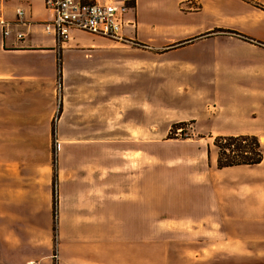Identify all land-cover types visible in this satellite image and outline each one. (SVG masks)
<instances>
[{"label":"rangeland","instance_id":"1","mask_svg":"<svg viewBox=\"0 0 264 264\" xmlns=\"http://www.w3.org/2000/svg\"><path fill=\"white\" fill-rule=\"evenodd\" d=\"M122 1L128 13L136 8V0ZM242 1L247 19L223 5L215 14H197L203 5L196 0L180 5L185 15H196L167 47H185V55L172 58L185 67L153 56L167 51L155 52L135 37L124 38L131 46L125 48L84 32L65 47L56 43L53 56L22 61L33 67L29 101L35 107L30 112L29 105V219L35 222L29 264H74L92 246L101 252L107 238L117 254L133 237L145 238L147 264H264V160L219 170L214 147L219 136L255 135L264 151V0ZM156 2L149 0L146 14L160 16L157 24L169 13L159 14ZM16 5L46 9L41 2ZM48 12L42 16L49 20ZM46 21L27 37L30 54L49 49L31 42L53 39L42 31ZM176 25L183 30L169 26ZM132 49L145 58V77L139 83L133 65L129 91H118L111 82L119 73L117 51ZM79 54L97 61V107L120 113L102 116L98 126H58L64 102L76 106L75 98L91 87L78 80ZM194 112L200 116L185 121Z\"/></svg>","mask_w":264,"mask_h":264},{"label":"crops","instance_id":"2","mask_svg":"<svg viewBox=\"0 0 264 264\" xmlns=\"http://www.w3.org/2000/svg\"><path fill=\"white\" fill-rule=\"evenodd\" d=\"M22 1H27L29 4L31 2H41L44 4L42 0H0V15L5 18L7 23L13 26L17 21L15 10L22 8L26 14V20L31 22L32 26L29 27V30L14 26V32L22 30L32 34L34 33L35 26H40V23L48 20L42 14L49 13V10L45 7L48 11L43 9L42 13L39 7H36L35 10H25L21 5L14 6L16 2ZM83 1L87 3L115 2L123 4L122 0H104L103 2L102 0ZM157 1L158 3L156 2L154 5L158 7L159 14L164 15L169 13V16L167 14L164 15L156 24L154 22L158 21L160 16L157 15L155 19H152L146 14V10L150 7L149 0H136V8L129 10L130 12H127L124 17L126 21L120 39L113 40V43L125 48L131 47L123 43V40L125 37L129 40L135 37L138 41L147 44L155 52L167 51L165 53L153 52V56L162 60L168 59L175 65L185 67V65H188L187 62H176L172 59L185 55V47H173L172 49L167 46L175 43L178 40V35H185V21L196 14L187 13L185 15V12L180 10V5L184 4L187 0ZM196 1L203 5L201 12L197 14H204L206 11L210 14L211 12L215 14L222 9L221 5H223L226 13H232L238 18H249V14L243 9V4H246V1ZM161 2L164 3L163 6L159 4ZM250 17L252 18L251 15ZM51 18L50 14L48 21ZM132 24L134 25L132 26ZM173 24H180L183 30H179L177 25L173 27L169 26ZM261 26H263L262 22ZM135 27L137 31H135ZM245 31L246 33L249 32L247 29ZM78 33L80 32L74 33L71 40L63 44L62 47L77 40L79 37ZM47 41L50 42L46 46ZM31 42L34 43L32 47H48L49 49L44 51L37 50L34 51L35 54H30L29 39L26 38L25 41L19 42L16 41L15 35L4 38L0 34V264H29V227L33 231L35 225L33 218L29 219V184L33 186L32 180H29V105L30 112L35 111V107L29 101V94H31L29 93V69L33 67L25 65L22 61L26 57H29V55L53 56L55 53L53 48L56 46V41L53 38L48 40L32 39ZM138 50L117 51V56L121 61L118 66L119 73L116 78L112 77L111 82L116 81L118 91H129L131 81L130 67L133 65L137 64L138 67L137 81L140 83V79L145 77V58L137 52ZM79 55L76 64L79 72L78 80L84 84H89L91 87L88 88V93L83 92L75 98L77 101L76 106L73 107L71 102H64L63 113L59 118L58 126H98L99 123L104 124L105 122L102 116L114 117V114L120 113L119 109L116 111L114 107L111 109L106 107L99 109L97 107V103L99 102L97 93L98 81L93 79L96 75H93L94 71L92 72L97 61L93 59L88 62L84 58V54ZM88 73L90 76H87ZM133 77L135 78V76ZM194 90L192 89L191 92L193 95L195 94L198 97L204 95L203 92L199 91L194 93ZM185 95L189 98L188 92H185ZM185 107L187 106L185 105ZM36 111L38 113L44 112L43 110L41 111V108H37ZM45 112L49 114L53 112V109L48 107ZM189 113L185 116V121L197 119L198 115L200 116V112ZM234 119L238 121L237 119L239 118L234 117ZM107 120L106 118V122ZM112 123H114V120ZM30 202H33V199ZM33 209L31 208L32 211ZM92 242H99L98 238L96 240L93 239ZM100 242L102 243L99 246L101 252L98 253L96 250L98 247L95 246L97 245L92 246V248H89L91 251L89 255L83 256L81 254L80 258L76 257L74 264H147L145 238L133 237L123 240L122 242L126 244L119 247L117 254H115L113 238H107Z\"/></svg>","mask_w":264,"mask_h":264},{"label":"built area","instance_id":"3","mask_svg":"<svg viewBox=\"0 0 264 264\" xmlns=\"http://www.w3.org/2000/svg\"><path fill=\"white\" fill-rule=\"evenodd\" d=\"M42 1L52 17L49 22L42 24V30L45 34L51 35L56 43L62 45L67 43L76 32L111 40H118L121 37L126 21L124 17L128 12V8L122 3H87L83 0ZM15 15L17 21L13 26L0 15V33L4 38L15 35L16 41L23 42L29 36V32L22 30L14 32L13 27L29 30L32 24L26 20L25 11L22 8H17Z\"/></svg>","mask_w":264,"mask_h":264},{"label":"trees","instance_id":"4","mask_svg":"<svg viewBox=\"0 0 264 264\" xmlns=\"http://www.w3.org/2000/svg\"><path fill=\"white\" fill-rule=\"evenodd\" d=\"M58 68L61 73L60 57ZM176 125L173 126V129H178ZM214 147L217 150V168L219 170L242 166L254 167L260 165L264 160L263 146L255 135L219 136L214 141ZM56 188L57 175L55 174L53 181L54 214H56L58 204Z\"/></svg>","mask_w":264,"mask_h":264}]
</instances>
